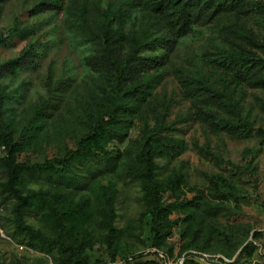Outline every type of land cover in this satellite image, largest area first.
<instances>
[{
	"label": "rangeland",
	"instance_id": "obj_1",
	"mask_svg": "<svg viewBox=\"0 0 264 264\" xmlns=\"http://www.w3.org/2000/svg\"><path fill=\"white\" fill-rule=\"evenodd\" d=\"M224 1L196 2L179 34L183 19L166 0L0 1V132L17 161L62 157L107 118L112 68L97 60L103 42L88 28L109 23L121 55L149 30L156 49L140 55L160 62L123 81L122 140L106 145L114 169L100 161L74 169L77 186L23 181L39 201L24 222L71 256L38 249L15 228L17 201L1 193L0 264H164L162 252L167 264H203L204 253L206 264H219L217 253L264 264V87L253 84L264 68L231 78L234 57L264 61V0ZM132 84L140 87L129 93Z\"/></svg>",
	"mask_w": 264,
	"mask_h": 264
},
{
	"label": "trees",
	"instance_id": "obj_2",
	"mask_svg": "<svg viewBox=\"0 0 264 264\" xmlns=\"http://www.w3.org/2000/svg\"><path fill=\"white\" fill-rule=\"evenodd\" d=\"M1 1V0H0ZM196 2L203 3V6L210 7L212 0H185L184 2H178L177 0H166L164 7L172 12H177L176 19H183V24L174 31L179 34V30L185 33L186 21L190 22V9ZM233 1L225 0L224 3L233 8ZM111 12L105 13V19H111ZM112 27L109 23H105L104 19H101L97 23L95 29H87L88 38L99 39L103 42L102 49L97 53V60L104 61L110 68H112V81L111 91L107 94L108 101L110 103V112L107 118L100 119L90 129L89 132L82 135L76 143V148L69 151L62 157L52 158L44 160L43 162H35L28 164L16 160V147L12 138L5 132H0V147H3L4 155L0 159L2 166L5 168L6 180L0 181V194L6 193L8 196L14 198L17 202L14 208V225L15 228L24 233L30 241L39 243L40 246H36L38 249L48 251L50 247L44 246H56L61 252H66L67 256H71L69 248L63 245L56 237H48L41 231L34 229L31 225L24 222V215L26 211L30 209H36L39 207V201L37 199L38 193L32 192L30 194L23 193V181L25 177H46L49 180H56L58 183H66L69 186H77L80 181L75 175L71 173L74 169L88 166L90 162L100 161L105 167L114 169L115 158L110 156L106 150V145L112 140H122V133H120L118 126V115L123 109L120 103V90L123 85V81L129 78V75L140 67L147 69L157 68L160 62H157L155 58H149L141 56L140 53L144 50H155L154 39L151 37V32L146 29H141L139 33L131 36V51L125 55L119 54L117 48L112 44L114 42ZM12 32V31H11ZM3 36V34L1 35ZM163 35L160 37L162 42H167L169 39H163ZM119 54V55H118ZM236 68L234 75L231 77L235 83L245 81L248 77L249 70L256 67L258 64L261 68H264V61H255L250 58L234 57L231 60ZM248 65V66H247ZM263 70V69H262ZM148 82L146 83V85ZM253 84L258 87H264V73H261L254 81ZM140 84H132L128 87L129 93H134L138 90ZM1 99V96H0ZM46 102H43L39 108H45ZM211 182L212 179L209 178ZM168 259L167 253L162 252ZM208 254V253H204ZM219 254V253H217ZM211 255V254H210ZM227 259L231 257L221 253ZM160 258V256H159ZM187 259H184L182 264L187 263ZM222 261V259H220ZM236 262L233 261L232 264ZM165 264V263H164ZM206 264V263H203Z\"/></svg>",
	"mask_w": 264,
	"mask_h": 264
},
{
	"label": "built area",
	"instance_id": "obj_3",
	"mask_svg": "<svg viewBox=\"0 0 264 264\" xmlns=\"http://www.w3.org/2000/svg\"><path fill=\"white\" fill-rule=\"evenodd\" d=\"M0 232L3 233L1 229H0ZM159 256H160V258L163 260V262L165 264L168 263V259H166L165 255H163V254L160 253ZM208 256H209V254H202L201 257H200L201 258L200 259L201 262L207 263L206 261L209 260V259H211V258H207ZM212 256H214L216 258V260H218L219 264H230V263H232V260L225 258L221 254L220 255L219 254H216V255H212ZM209 257H211V256H209ZM220 259H222V261H220ZM182 260L180 261L179 264H182Z\"/></svg>",
	"mask_w": 264,
	"mask_h": 264
}]
</instances>
